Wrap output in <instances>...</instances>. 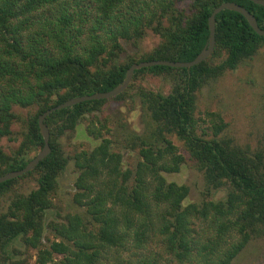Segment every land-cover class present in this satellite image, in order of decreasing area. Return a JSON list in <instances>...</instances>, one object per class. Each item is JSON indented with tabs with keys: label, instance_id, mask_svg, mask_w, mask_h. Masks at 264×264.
Here are the masks:
<instances>
[{
	"label": "trees",
	"instance_id": "1",
	"mask_svg": "<svg viewBox=\"0 0 264 264\" xmlns=\"http://www.w3.org/2000/svg\"><path fill=\"white\" fill-rule=\"evenodd\" d=\"M227 2L248 10L264 30V7L250 0H0V143L13 135L15 107L35 109L19 148L7 154L0 146V177L24 169L33 159L28 156L32 149L43 150L39 118L48 110L112 91L135 63L195 60L208 44L210 16ZM216 26L215 51L200 65L138 70L121 95L46 118L50 155L32 172L0 185V198L14 196L0 212V264H28L21 248L36 249L37 264H105L109 251L111 263L133 264L123 256L138 257L132 253L152 233L163 237L176 264H232L251 241L264 239V150L225 136L220 114H209L212 127L200 134L196 117L200 91L257 56L264 37L233 11L218 14ZM149 31L160 43L122 60L123 42L139 48ZM147 75L171 80L172 92L136 88ZM133 94L141 99L147 129L144 136L123 135L125 149L142 158L131 186L133 172L124 169L115 122L106 108ZM84 122L100 144L71 156L66 144ZM170 137L183 143L204 174L202 204L186 205L189 188L164 176L179 173L185 162ZM70 165L79 174L75 202L87 208L86 214L50 220ZM27 179L37 188L28 195L14 193ZM220 190L225 191L221 199H209ZM46 231L55 237L48 245L43 243ZM137 264L160 262L142 258Z\"/></svg>",
	"mask_w": 264,
	"mask_h": 264
},
{
	"label": "rangeland",
	"instance_id": "2",
	"mask_svg": "<svg viewBox=\"0 0 264 264\" xmlns=\"http://www.w3.org/2000/svg\"><path fill=\"white\" fill-rule=\"evenodd\" d=\"M160 43V38L152 32H148L141 41L139 48L123 42L124 52L121 59L125 60L128 56L134 54H143L150 52ZM136 88H144L155 93L169 95L173 90L171 80L164 77H154L147 75L136 82ZM198 108L196 117L199 120V133L209 130V114H220L227 124L225 136L232 138L241 146H249L253 150H264V49L257 56L241 64L236 70L227 72L217 81H213L205 86L198 95ZM17 114V120L14 123L11 139H3L0 146L7 154L19 148L23 134L28 130V119L35 109L14 108ZM106 113L114 120L113 132L118 142V147L123 154L124 169L133 172L129 182L132 186L135 180V172L138 163L142 160L138 151L130 152L125 149L122 143L123 135L137 134L146 135V118L139 97L133 96L125 103H111L106 108ZM87 122L82 123L77 132L71 134V140L66 144V152L74 155L76 150H93L100 144V141L90 136L86 132ZM106 137H110L107 134ZM172 143L177 147L185 162L179 173L164 174L168 182H175L179 185H185L189 188L190 193L185 204L198 203L202 204L206 199L203 195L205 192L204 174L196 169L195 164L191 161L189 153L185 150L183 143L176 137H170ZM41 151L32 149L29 157H36ZM73 165L63 174L60 182V190L54 199L55 220H63L69 214H86L87 208L80 206L75 202V195L78 190L75 187L78 177ZM103 187V185H102ZM37 188L33 179H27L22 182L21 187L17 188L14 193L28 195ZM225 195L224 190L214 191L209 199H221ZM13 194H8L0 198V212H6L13 198ZM49 240H55L50 231H46L43 238L44 245H48ZM28 264H37L38 251L32 248H21ZM138 257H132L130 254L123 256L126 260H133V264L142 258H157L160 264H176L173 256L166 252L163 244V237L159 234H149L144 247L140 251L132 253ZM110 251L104 256L105 264H114L109 260ZM232 264H264V239L251 241L241 254L233 261Z\"/></svg>",
	"mask_w": 264,
	"mask_h": 264
},
{
	"label": "water",
	"instance_id": "3",
	"mask_svg": "<svg viewBox=\"0 0 264 264\" xmlns=\"http://www.w3.org/2000/svg\"><path fill=\"white\" fill-rule=\"evenodd\" d=\"M250 1L254 2L257 5L264 7V0H250ZM226 10L242 14L247 19L250 26L255 30V32L259 36L264 37V30L260 28L257 19L255 18L253 14H251L244 7L238 4H235V3H231V2H227V3L220 5L213 11L212 15L209 18L210 37H209L208 44L206 48L197 56L195 60L191 62L151 61V62L135 63L128 70L124 81L112 91L106 92V93L86 95V96H81V97L71 99L55 108L48 110L42 116H40L39 127H40L41 135L45 142V146L43 150L35 158H33L24 169L19 170V171L10 172L0 177V185L7 181L15 180V179H18L20 177L27 175L28 173L32 172L40 164L41 161H43L45 158H47L50 155L51 153L50 130L48 126L46 125L45 120L52 113L61 111L67 108H71L73 106L79 105L81 103L89 102V101H100V100L113 99L121 95L122 93H124L129 88V86L131 85L133 81L135 72L138 70L156 67V66H165V67H170V68H175V69H191L195 66L200 65L206 60H208L214 53L215 47H216V28H217L216 16Z\"/></svg>",
	"mask_w": 264,
	"mask_h": 264
}]
</instances>
